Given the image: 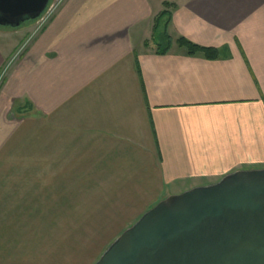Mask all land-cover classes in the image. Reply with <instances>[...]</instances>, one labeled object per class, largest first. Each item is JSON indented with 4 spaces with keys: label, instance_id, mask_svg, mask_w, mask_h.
I'll list each match as a JSON object with an SVG mask.
<instances>
[{
    "label": "crops",
    "instance_id": "obj_1",
    "mask_svg": "<svg viewBox=\"0 0 264 264\" xmlns=\"http://www.w3.org/2000/svg\"><path fill=\"white\" fill-rule=\"evenodd\" d=\"M29 29L0 28V122L38 115L50 166L0 171V264H94L166 197L264 169V0H63L10 62Z\"/></svg>",
    "mask_w": 264,
    "mask_h": 264
},
{
    "label": "water",
    "instance_id": "obj_2",
    "mask_svg": "<svg viewBox=\"0 0 264 264\" xmlns=\"http://www.w3.org/2000/svg\"><path fill=\"white\" fill-rule=\"evenodd\" d=\"M49 0H0V28L36 20ZM94 264H264V169L170 195Z\"/></svg>",
    "mask_w": 264,
    "mask_h": 264
},
{
    "label": "rangeland",
    "instance_id": "obj_3",
    "mask_svg": "<svg viewBox=\"0 0 264 264\" xmlns=\"http://www.w3.org/2000/svg\"><path fill=\"white\" fill-rule=\"evenodd\" d=\"M51 1L52 0H50V2ZM36 20L24 25L30 28L29 32L34 27ZM18 49L19 46L15 50V53L18 51L17 59L21 57ZM21 114L22 113L17 112L15 107L10 110L4 120L0 122V171L37 172L45 170L50 164L40 161L42 158L44 161L45 158L41 157L38 144L40 133L39 116L27 117ZM33 192L38 193L39 189L33 188ZM52 215L53 214L49 212V218L54 219ZM47 230L49 238L53 230H50V228ZM35 234V229L33 228V236ZM33 240H36V238H33Z\"/></svg>",
    "mask_w": 264,
    "mask_h": 264
},
{
    "label": "trees",
    "instance_id": "obj_4",
    "mask_svg": "<svg viewBox=\"0 0 264 264\" xmlns=\"http://www.w3.org/2000/svg\"><path fill=\"white\" fill-rule=\"evenodd\" d=\"M174 8L173 5L168 3H163V10L154 18L153 20V39L154 41L159 42H165V43H172L171 38L167 35L166 29L168 22L170 20V10ZM162 27V32H159V29ZM175 44H177L181 49H184L187 54L190 55H196V54H205V58L207 59H213L214 58V52H210L209 50L200 48L198 46H195L188 42L187 40L183 38H178L173 41ZM169 51V47L165 49H156V53L164 54Z\"/></svg>",
    "mask_w": 264,
    "mask_h": 264
},
{
    "label": "built area",
    "instance_id": "obj_5",
    "mask_svg": "<svg viewBox=\"0 0 264 264\" xmlns=\"http://www.w3.org/2000/svg\"><path fill=\"white\" fill-rule=\"evenodd\" d=\"M63 0H52L41 14V16L34 23V27L29 32L27 38L23 41V43L19 46V53L22 54L25 47L30 43V41L45 27V25L49 22L51 17L56 12L57 8L61 4ZM18 51L13 54L11 61L17 59Z\"/></svg>",
    "mask_w": 264,
    "mask_h": 264
}]
</instances>
